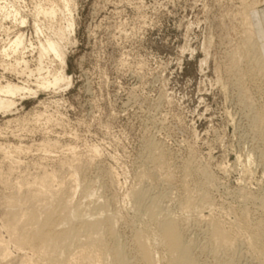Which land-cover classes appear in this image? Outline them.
Returning <instances> with one entry per match:
<instances>
[{"label": "rangeland", "instance_id": "rangeland-1", "mask_svg": "<svg viewBox=\"0 0 264 264\" xmlns=\"http://www.w3.org/2000/svg\"><path fill=\"white\" fill-rule=\"evenodd\" d=\"M74 3L65 68L72 83L0 114V144L23 148L11 158L0 151V226L13 192L2 180L31 182L47 170L65 190L73 170L66 161L73 160L80 180L73 203L92 212L106 204L104 214L116 217L131 256L133 235L144 230L157 264H166L152 215L137 212L131 197L146 189L144 206L157 200L156 218L184 224L201 264H260L244 228L264 227V117L256 119L264 113V73L251 71L258 54H243L241 15L258 7L253 14L264 51V0ZM23 31L30 37L33 29ZM49 142H56L51 150ZM87 187L95 195L88 198ZM210 217L235 234L243 223L235 248L214 253ZM9 247L15 264L24 251Z\"/></svg>", "mask_w": 264, "mask_h": 264}, {"label": "bare ground", "instance_id": "bare-ground-1", "mask_svg": "<svg viewBox=\"0 0 264 264\" xmlns=\"http://www.w3.org/2000/svg\"><path fill=\"white\" fill-rule=\"evenodd\" d=\"M75 4L74 0H0V114L11 113L19 104L18 100L35 98L41 91L55 92L62 89L63 85L72 83L65 68L66 46L76 28ZM248 7L241 15L244 32L242 50L244 55H259L252 56L256 62L251 71L264 73V51L253 14L258 11V7L253 4ZM28 26L33 29L30 37L23 31ZM237 62L238 58H235L233 66ZM41 115L39 113L38 116ZM263 117L264 113H260L256 119L261 122ZM55 144L49 142L47 147L51 150ZM22 149V146L0 144V151L7 158ZM66 163L73 170L72 179L70 177L72 181L67 178L72 184L67 185L69 188L65 186V190L64 182L54 172L47 170L31 182L22 180L10 185L8 180L1 179L5 187L12 188L13 192L5 198L2 227L6 229L9 239H4L0 231V264H9L14 258L9 243H13L19 251H24L15 264H157L158 258L148 244L144 230H137L133 235L135 255L131 256L116 229V217L104 214L106 204H98L95 206L96 212H92L81 203H73L80 187L78 167H75L73 160ZM84 193L88 198L95 195L89 187L85 188ZM146 195V189L131 193L137 212H146L153 217V237L163 245L166 264H201L193 242L186 235L184 224L178 218H156L154 209L157 200L146 207L143 204ZM207 195L201 197L204 202L208 200ZM186 200V206H193L191 199ZM40 205L45 208L43 212L39 210ZM241 224L238 227L243 229ZM208 226V239L214 253L232 250L237 246L240 232L237 225L236 234L234 228L228 229L212 217ZM250 226L244 228V232H248L246 235L250 233L247 246L264 264V227L261 223L257 228L254 227L256 230L252 228L254 225ZM146 231H149L148 227ZM227 264L237 263L231 259Z\"/></svg>", "mask_w": 264, "mask_h": 264}]
</instances>
